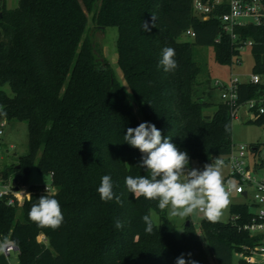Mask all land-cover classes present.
Here are the masks:
<instances>
[{
  "label": "trees",
  "instance_id": "obj_1",
  "mask_svg": "<svg viewBox=\"0 0 264 264\" xmlns=\"http://www.w3.org/2000/svg\"><path fill=\"white\" fill-rule=\"evenodd\" d=\"M4 2L0 84L9 85L13 94L0 89V120L28 123L29 152L0 170V178L43 187L29 184L36 169L48 179L53 175L57 188L33 193L20 206L0 200V240L18 246L19 264H176L182 255L197 264H214L211 257L215 264H234V253L256 243L241 228L254 216L253 203L232 204L227 222L203 217V237L191 222L178 237L158 200L135 199L127 191V176L150 173L139 165L143 154L124 135L149 122L204 166L229 154L234 147L232 107L222 100L207 112L212 104L197 95L202 68L194 47L213 46L215 59L232 65L241 54L238 47L253 41L252 71L262 81L238 84V105H244L264 96V26H239L233 40L220 19L228 11L227 1L208 19L195 12L194 0H18L13 8ZM91 21L96 28L118 27V65L130 93L100 52ZM165 47L175 50L177 62L169 72L159 66ZM247 122L264 126V113ZM252 146L260 153L258 144ZM254 165L262 168L264 160ZM104 175L111 176L122 204L115 198L101 200L97 189ZM42 195L60 203L64 220L56 230L29 219ZM152 211L160 222L148 234L142 217ZM117 220L122 228L115 226ZM238 264L249 263L240 259Z\"/></svg>",
  "mask_w": 264,
  "mask_h": 264
},
{
  "label": "clouds",
  "instance_id": "obj_2",
  "mask_svg": "<svg viewBox=\"0 0 264 264\" xmlns=\"http://www.w3.org/2000/svg\"><path fill=\"white\" fill-rule=\"evenodd\" d=\"M144 28L146 31L150 30L147 22L144 23ZM174 57L175 50L165 47L159 66L165 72L174 70L177 67ZM225 130H229V125H225ZM124 140L143 154L139 165L150 173V177L129 175L125 178L127 191L135 199L143 196L147 200H158L159 209H168L170 219L178 217L185 222L188 217L197 213H202L209 222L215 223L220 219L221 209L229 204L230 194L236 190V185L231 181L227 187L224 185L222 169L225 162L222 159L216 158L214 162L206 164L203 170L189 169L187 153L179 151L171 138L162 136L155 124L149 122L128 128ZM97 191L105 202L115 198L118 204L123 203L113 191L110 175L101 178ZM256 199L264 201V197L259 195ZM8 204L11 206L12 201H8ZM28 216L39 227L53 230L58 229L64 220L59 201L46 195L39 197L38 203L32 205ZM142 220L146 225L145 232L151 234L155 224L153 217L150 214L144 215ZM115 226L122 228L124 225L117 220ZM176 264L197 262L186 261L182 255L177 258Z\"/></svg>",
  "mask_w": 264,
  "mask_h": 264
},
{
  "label": "rangeland",
  "instance_id": "obj_3",
  "mask_svg": "<svg viewBox=\"0 0 264 264\" xmlns=\"http://www.w3.org/2000/svg\"><path fill=\"white\" fill-rule=\"evenodd\" d=\"M18 0H6V6L8 8L16 7ZM2 2L0 1V9ZM91 33L95 38V42L99 46L100 52L108 60L116 79L121 83L126 92L130 93L129 85L127 84L122 70L118 65V52H117V40L119 30L117 26H108L104 29L96 28L94 23L90 22ZM183 39H192L191 36L185 35ZM195 60L201 65V72L198 75V86L197 95L203 97L206 101L212 105L207 109V112H212L216 106L222 101L221 94L222 89L216 87L215 83L219 81L222 84L230 85L232 79L237 77L239 81H249L253 74L252 67L254 64V56L249 48H245L241 52L240 62H235L232 65L223 64L215 59V51L213 46H195L194 47ZM0 89H3L9 95H12V90L9 85H1ZM250 111L247 105L240 107L236 117L233 118L232 132L234 146L239 147L241 145L249 146L251 149L252 144H258L260 153H250V165L254 167L255 161L260 162L264 160V126H259L255 123L247 122L251 119ZM1 128V126H0ZM3 133L0 134V170L4 169L18 157L26 155L29 152V126L27 122H16L6 121L5 126L2 128ZM179 151L186 152L189 157V169L203 170L202 165L198 160L190 157L189 152L186 148H180ZM218 158V157H216ZM253 176L257 180L264 179V167L258 168L253 171ZM222 177L224 185L228 184L229 181L235 183L236 178L230 175V170L227 164L224 163L222 169ZM50 180L45 176L41 175L36 169L31 174L29 184L33 185H45ZM249 190V199L243 194L232 192L229 197V204L221 209V216L218 221L227 222L231 217V205L234 203H253V192L250 186L247 187ZM167 217L176 226V232L178 237H181L183 230L188 222H191L196 231L203 237L201 230V221L203 219L202 213L194 214L182 220L180 218H169L168 209ZM255 210V208H253ZM155 223L159 224L160 218L156 211L151 212ZM211 257V255H210ZM215 264L213 258L211 257ZM240 256L238 253H234L233 261L234 264H238ZM0 264H19L18 253L12 252L8 257L3 248L0 240ZM250 264V263H249Z\"/></svg>",
  "mask_w": 264,
  "mask_h": 264
},
{
  "label": "built area",
  "instance_id": "obj_4",
  "mask_svg": "<svg viewBox=\"0 0 264 264\" xmlns=\"http://www.w3.org/2000/svg\"><path fill=\"white\" fill-rule=\"evenodd\" d=\"M0 1L2 2L3 0ZM225 1H227L228 11L222 14L220 19L223 31L233 40L238 39L235 30L239 26L249 24L260 27L264 26V0H194V9L203 19H208L213 9L217 5L223 4ZM187 34L195 36L192 30H188ZM219 40L220 38H218L217 41ZM252 46L253 41L247 40L239 46L238 49L242 52L245 48L251 49ZM240 57L241 54L236 56L233 63L240 62ZM249 81L260 83L262 79L260 75L253 73ZM240 82L241 81L235 77L232 79L229 86L219 81L215 83L216 87L222 89V100L232 107L233 117L237 116L240 107L243 106L238 105V84ZM244 105H247L251 119H255L260 114L264 113V96H261L259 99H251ZM5 124V120H0V134L3 133L2 128ZM256 151L257 148L255 146H252L251 149H249L247 145H241L239 147L234 146L229 154L219 158L228 165L230 175L237 180L233 183L236 185V190L232 192L243 194L247 199H249L248 186L252 188L253 192V208H255L253 211L255 213L251 222L244 224L241 228L249 232L251 236L256 237L257 241L253 245H244L242 247V250L239 252L240 259L250 264H264V201L256 199L257 195L264 197V179L257 180L253 176V171L256 170L255 165L254 167L250 165V153L254 155L257 153ZM49 180L50 182L43 185V187L33 189L29 185L23 184L14 178L8 181L0 178V200H6L7 204L8 201L11 200V206H20L25 201L29 200L33 193H54L57 188L53 183V175H50ZM225 187H227V184ZM46 188H48V191H46ZM40 240L43 243H48V238L45 235H41ZM1 242L2 248L8 257L12 252H19V248L14 241L7 240Z\"/></svg>",
  "mask_w": 264,
  "mask_h": 264
},
{
  "label": "water",
  "instance_id": "obj_5",
  "mask_svg": "<svg viewBox=\"0 0 264 264\" xmlns=\"http://www.w3.org/2000/svg\"><path fill=\"white\" fill-rule=\"evenodd\" d=\"M5 5V2H4V0H3V3H2V6H4ZM2 16V13H0V17ZM253 150H255V149H253ZM15 189H17V188H15ZM190 224V222H188L187 223V225H189Z\"/></svg>",
  "mask_w": 264,
  "mask_h": 264
}]
</instances>
